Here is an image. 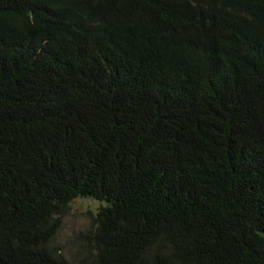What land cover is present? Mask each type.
Returning <instances> with one entry per match:
<instances>
[{
    "label": "trees",
    "instance_id": "16d2710c",
    "mask_svg": "<svg viewBox=\"0 0 264 264\" xmlns=\"http://www.w3.org/2000/svg\"><path fill=\"white\" fill-rule=\"evenodd\" d=\"M78 197V264H264V0H0V264Z\"/></svg>",
    "mask_w": 264,
    "mask_h": 264
},
{
    "label": "rangeland",
    "instance_id": "374dc122",
    "mask_svg": "<svg viewBox=\"0 0 264 264\" xmlns=\"http://www.w3.org/2000/svg\"><path fill=\"white\" fill-rule=\"evenodd\" d=\"M100 206L101 202L97 199L78 197L71 202L68 211L62 217L55 245L64 257L75 264L80 263L83 256L80 251L79 237L91 227L92 217L98 212Z\"/></svg>",
    "mask_w": 264,
    "mask_h": 264
}]
</instances>
